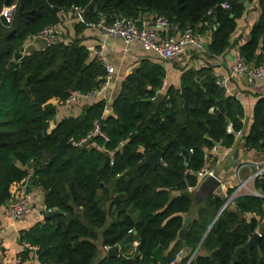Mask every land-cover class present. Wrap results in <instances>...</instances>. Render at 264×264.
Instances as JSON below:
<instances>
[{"label":"trees","instance_id":"obj_1","mask_svg":"<svg viewBox=\"0 0 264 264\" xmlns=\"http://www.w3.org/2000/svg\"><path fill=\"white\" fill-rule=\"evenodd\" d=\"M224 2L228 5L222 6ZM258 2L260 16L248 39L237 47L246 63L254 65L264 63V0ZM12 4L16 8L11 22L0 15V208L19 193L27 164L33 162L34 173L27 186L41 187L46 209L60 212L22 232L19 240L37 245L39 251L33 259L23 250L18 256L20 264H171L180 252L177 238L184 228L182 216L192 203L189 186L197 183L189 171L203 163L206 146L234 144L243 129L240 99L216 83L208 66H201L185 68L180 86H168L155 103L165 69L160 61L144 57L124 76L111 102V113H104L106 101L99 98L84 101L89 104L79 116L54 119L57 106L71 92L96 86L104 68L90 55L88 46L59 40L57 33V39L44 48L24 54L23 46L44 27L56 26L58 10L75 5L84 8L85 22H108L126 15L138 18L141 25L146 12L152 15L147 20L167 16L174 26L171 33L185 28L199 33L206 23L214 24L206 48L211 54H221L230 44L244 3L0 0V11ZM84 21L79 23L84 25ZM96 119L108 140L95 136V145L82 146L68 141L70 136L84 135ZM242 138L246 148L264 150V94L255 101L252 122ZM155 148L162 149V159L152 168L142 161ZM138 162L142 163L137 169L127 171ZM254 184L264 193V171ZM232 191L228 188L226 195L206 199L185 237L192 251L200 243L199 248L191 259L188 254L174 264H264V197L233 196L235 208H229V201L216 217ZM81 219L91 225L90 230ZM258 228L263 232L257 244L244 248ZM131 232L137 236L132 257L120 253L95 263L98 241L103 247L123 241V251Z\"/></svg>","mask_w":264,"mask_h":264},{"label":"crops","instance_id":"obj_2","mask_svg":"<svg viewBox=\"0 0 264 264\" xmlns=\"http://www.w3.org/2000/svg\"><path fill=\"white\" fill-rule=\"evenodd\" d=\"M241 1L245 5V10L243 14L237 18L236 27L230 36V44L223 53L214 56L207 51L206 46L209 43L211 29L214 28V24L206 23V29L203 32L196 33L201 46L188 44L185 46L183 52L176 57L165 62L160 61L165 69L164 85L162 89L158 90L160 93L164 94L163 92H165L168 86L172 85L175 88L180 86V69L182 68L208 66L210 72L216 77L225 72L226 64L231 60L233 52L237 49L239 44L248 39L251 26L259 18L261 13L258 0ZM57 15L58 21L55 24L58 39L65 42L71 40L79 41L90 48V55L92 56L93 47H95L101 39L99 29L95 25H82L79 23L80 20L76 17L75 13L69 9L58 10ZM151 16L150 13H142V17L145 20L151 18ZM170 30L171 29H159L158 34L160 36H165L172 32ZM28 40L26 48L31 46L34 49H39L46 46L43 36L32 37ZM105 44L107 58L115 68L114 77L107 87L103 98L106 101L104 113L107 114L112 112L111 102L119 93L124 76L137 67L142 58L150 57V52L144 49L138 41L125 43L119 37H109L105 40ZM228 89V92L237 96L243 105V130L245 134L252 122V109L254 103L260 95L264 94V80L258 79L255 80L254 83L248 84L244 74H237L228 81ZM88 104V102L77 100L72 102L69 108L68 106L60 105L58 107L61 108L56 111L55 119L64 116H79L84 113L85 107ZM240 140V138L235 140L231 150L224 157L217 155L211 163L214 171L213 174L202 177L196 183L195 187L190 190L192 194V203L188 211L182 216L186 233L183 236L178 235L177 238V241L180 243L179 254H181V257L188 254H191L190 257H192L199 248L198 244L194 251H192L190 247L185 245V237L188 233L187 226L197 218L198 210L205 204L206 199L215 194L226 195L228 188H232L233 190L236 188L238 180L242 178V176L240 177L242 173L244 174L248 170L247 175H249L253 172L252 170L257 168L261 163H264V150L243 147L239 150L237 164H230L227 167L226 165H228L230 161L229 156L232 153L233 146ZM218 145L220 151L226 149L221 142ZM28 189L32 194L36 212L14 220L5 216L4 206L0 208V264H13L14 260L19 258V254L23 251L18 245L19 235L23 231L29 230L37 222H43V216L47 210L44 201V191L41 187L36 185L30 186ZM134 216H137V214L134 213ZM129 240L125 250L121 251L119 249V254L121 253L126 258L132 257L135 253L137 247L136 233L131 232ZM107 250L108 249L105 246L103 247L100 241H98V253L95 263L106 256Z\"/></svg>","mask_w":264,"mask_h":264},{"label":"built area","instance_id":"obj_3","mask_svg":"<svg viewBox=\"0 0 264 264\" xmlns=\"http://www.w3.org/2000/svg\"><path fill=\"white\" fill-rule=\"evenodd\" d=\"M16 4L7 5L2 7L0 15L6 18L7 22L12 21L13 13L15 11ZM227 2L222 3V6H227ZM69 10L75 13L76 17L80 21H84L83 12L84 8L71 5ZM210 11H208L209 13ZM139 19L126 15H119L115 17L112 21H104L102 19L97 22H85L89 25H95L100 31V41L98 44L93 47L92 55L101 63L104 68V72L99 75V83L85 91H73L71 92L65 101L67 103H72L77 100L81 101H93L99 98H104L105 91L112 81L115 73V68L113 64L108 60L106 55V44L105 40L109 37H119L125 43H130L132 41H138L144 49L149 51L150 57L165 62L168 61L180 53L183 52L184 48L188 44L199 45L198 37L190 28H185L182 30H176L174 33H169L165 36H160L158 34L159 29H171L174 26L170 24V20L165 15H157L151 20L142 19V24H138ZM37 36H43L46 45L54 42L57 39L56 35V26L51 24L43 29H41L33 38ZM203 47V46H202ZM44 48V47H43ZM204 48V47H203ZM216 56L217 54H212ZM237 74H244L246 82L248 84L254 83L255 80H264V63L263 64H248L244 58L239 54L238 49H236L231 60L226 64L225 72L216 77V83L224 87L228 92V81L230 78L234 77ZM164 85V82H163ZM228 131H231L230 125L228 126ZM95 136L101 137L103 140H108V135L101 129V122L99 119L94 120L92 127L82 136L75 138L70 136L68 141L75 146H82L84 144L95 145L93 138ZM98 148L99 145H96ZM231 147H227L224 151L219 150L218 143H213L210 146L205 147V152L203 155V163L199 168L195 170H190L189 172L193 173L196 176L197 182L204 177L205 175L213 174V167L211 166L212 161L220 155L224 157L231 150ZM34 163L30 162L26 167V177L25 181L22 184L19 193L6 201L4 206V214L6 217H10L14 220L23 218L35 210V205L32 200V194L28 189V181L34 173ZM264 171V166L258 168L255 172L256 176L262 175ZM242 187L244 182H240ZM195 187L189 186V190H192ZM236 188L232 191L230 198L233 197ZM227 201L225 203V207ZM224 207V208H225ZM52 209H47L50 211ZM22 236V233L19 235V238ZM21 250H27L31 254L32 258L35 259L39 251L37 245L31 244L26 240H19L18 243ZM107 249L110 246H105ZM179 253L176 254L174 260L171 264H174L178 259ZM193 257V256H192ZM190 257V258H192ZM21 261L19 258L14 260L13 264H20Z\"/></svg>","mask_w":264,"mask_h":264},{"label":"water","instance_id":"obj_4","mask_svg":"<svg viewBox=\"0 0 264 264\" xmlns=\"http://www.w3.org/2000/svg\"><path fill=\"white\" fill-rule=\"evenodd\" d=\"M23 49V48H22ZM164 94L160 93L159 91L156 93L155 97L153 98L155 103H158L159 100L161 98H163ZM244 134V130L242 129L241 131H239L237 133V136H236V139L240 138L241 140L236 143L234 146H233V150H232V153L230 154L229 156V162H228V165H226L227 167L230 165V164H237V161H238V154H239V150L243 147H245L244 145V139L242 138ZM181 151L182 153L185 155L186 154V149L185 147H181ZM161 159H162V149L160 148H155L154 150L152 151H149L147 152L144 160L142 161L143 163H147L149 164L152 168H155L160 162H161ZM142 162H138L136 163L135 165L129 167L127 169L128 172L130 171H133L135 169H137L140 164ZM254 195H258V196H263L262 194L260 193H252ZM225 207V204L222 206V208L220 209V211L217 213L216 217L220 214V212L224 209ZM57 214H60V212L58 210H50V211H46L44 216H43V219L45 218H50V217H53ZM215 217V218H216ZM214 218V220H215ZM67 219L68 221L70 220V216L68 215L67 216ZM213 220V221H214ZM81 222L83 223V225L87 228V229H91V225L88 224L84 219H81ZM213 223V222H212ZM211 227V225H210ZM210 227L207 229L206 233L209 231ZM263 232V229L262 228H258L251 236L250 238L248 239V241L246 242V244L244 245V248H249L251 246H255L257 244V240L258 238L261 236V233ZM186 233V229L185 228H182L179 232V236H183L184 234ZM206 233L204 234L203 238L205 237ZM202 238V239H203ZM122 243L123 241H120L118 244H116L115 246H112L110 247L108 250H107V253H106V256L108 257H118L119 256V249L121 248L122 246ZM200 245V243H199ZM198 245V246H199ZM191 259V258H190Z\"/></svg>","mask_w":264,"mask_h":264},{"label":"rangeland","instance_id":"obj_5","mask_svg":"<svg viewBox=\"0 0 264 264\" xmlns=\"http://www.w3.org/2000/svg\"><path fill=\"white\" fill-rule=\"evenodd\" d=\"M29 40H27L24 44V48H25V50H24V54L25 53H28V52H31V51H33L34 50V48L33 47H27L26 48V44H27V42H28ZM181 70V72L183 71V70H185V68H182V69H180ZM164 82V81H163ZM162 89V88H161ZM164 93V92H163ZM83 104H85V103H83ZM68 106V108L72 105V103H70V104H68L66 101H64V102H62V103H60L58 106ZM57 106V110L59 109L60 110V108L61 107H58ZM54 119H55V116H54ZM78 119H79V117H77V118H75V120L76 121H78ZM105 152H107L108 154H110V155H112V152L111 151H105ZM264 166V163H261L257 168H255L254 170H252L253 172H251L249 175H247V173H248V170L246 171V173H242L241 175H240V177L242 176V178H240L239 180H238V183H237V185H236V191L234 192V195L233 196H236V195H239V194H246V193H249V194H252V193H260V194H262V195H264V193L260 190V189H258L256 186H255V184H254V179L257 177L256 175H255V172L258 170V168H261V167H263ZM254 168V167H253ZM240 182H244V185L242 186V187H239L238 188V186H240L241 185V183ZM232 198V197H231ZM230 198V195L228 196V198L226 199V201H227V204L229 203V201H231V204H233V205H231V204H229V208H235V203H234V200L232 201V199ZM226 201H225V203H226ZM232 206V207H231ZM35 209H36V206H35ZM34 212H36V210H34ZM33 212V213H34ZM263 220H264V215H263V217H261ZM262 220V221H263ZM181 258H183V257H181V254H179V256H178V260H177V262L181 259Z\"/></svg>","mask_w":264,"mask_h":264}]
</instances>
